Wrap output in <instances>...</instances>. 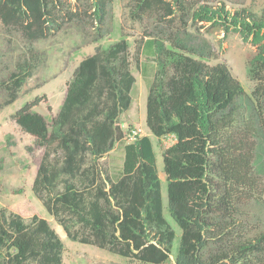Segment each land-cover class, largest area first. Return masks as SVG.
Segmentation results:
<instances>
[{"label": "trees", "instance_id": "16d2710c", "mask_svg": "<svg viewBox=\"0 0 264 264\" xmlns=\"http://www.w3.org/2000/svg\"><path fill=\"white\" fill-rule=\"evenodd\" d=\"M100 30L111 0H87ZM201 0H136L142 13L153 9L203 21L228 34L238 33L254 52L247 75L255 85L251 100L263 116L264 5L226 8ZM76 11L61 0H0V20L28 41L45 38L71 21ZM145 51L156 70L146 98L150 133L171 138L162 151L167 202L149 135L127 141L120 114L132 104L136 78L125 39L82 58L50 121L34 110L41 99L25 102L12 115L43 148L32 191L62 227L66 237L144 264H259L264 229L245 225L241 207L260 199L264 183L253 174L254 119L238 108L245 88L226 63L209 64L148 39ZM7 81L4 104L13 103L32 75L24 61ZM130 132L131 129H128ZM123 147L120 169L110 173L100 161L115 144ZM175 223L179 230L173 226ZM214 245L206 257L203 250ZM64 242L49 220L25 219L0 207V264H63Z\"/></svg>", "mask_w": 264, "mask_h": 264}, {"label": "rangeland", "instance_id": "374dc122", "mask_svg": "<svg viewBox=\"0 0 264 264\" xmlns=\"http://www.w3.org/2000/svg\"><path fill=\"white\" fill-rule=\"evenodd\" d=\"M171 2L172 0H168ZM63 5L76 11L74 18L45 38L28 41L18 29L5 27L0 20V82L7 81L11 72L28 61L32 75L18 93L17 99L4 104L6 90L0 88V207L8 208L30 219L33 214L49 220L64 242L63 264H144L134 259L113 254L90 244H81L68 239L53 216L32 191V182L39 165L43 148L35 144L34 138L25 132L12 118L13 113L25 102L40 98L34 110L41 112L47 121L58 111L64 98L68 81L79 61L94 52L95 46L104 48L120 39L128 43L130 68L136 78L130 108L120 114L118 122L124 127L127 141L134 135H149L157 154V168L163 181V197L167 202L162 151L171 138L158 139L145 124L146 98L156 64L153 56L145 51V42L161 38L169 47L183 45L185 51L209 64L223 62L240 81L246 95L238 99V108L245 116L254 119L255 136L253 174L264 183V92L260 103L263 116L256 117L255 103L251 91L255 83L247 75V61L255 47L235 32L225 34L211 28L203 21H193L176 11L168 15L164 10L153 9L148 13L137 10L136 0H111L107 6L104 25L99 30L92 16L93 7L87 0H61ZM213 6L226 8L249 7L260 10L264 0H201ZM128 129H131L130 132ZM123 147H114L100 159L110 173H116L122 164ZM245 225L264 229V194L260 199L250 200L241 207ZM175 228L177 226L172 223ZM178 234L179 230L177 228ZM214 245L202 252L206 257ZM264 264V255L260 256ZM164 264H174L171 261Z\"/></svg>", "mask_w": 264, "mask_h": 264}]
</instances>
